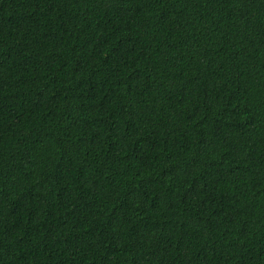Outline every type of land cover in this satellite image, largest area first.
<instances>
[{
  "label": "trees",
  "instance_id": "16d2710c",
  "mask_svg": "<svg viewBox=\"0 0 264 264\" xmlns=\"http://www.w3.org/2000/svg\"><path fill=\"white\" fill-rule=\"evenodd\" d=\"M0 264H264V0H0Z\"/></svg>",
  "mask_w": 264,
  "mask_h": 264
}]
</instances>
